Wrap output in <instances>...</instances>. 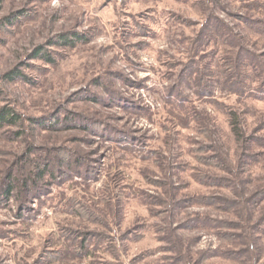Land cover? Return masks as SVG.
Returning <instances> with one entry per match:
<instances>
[{"label": "rangeland", "instance_id": "374dc122", "mask_svg": "<svg viewBox=\"0 0 264 264\" xmlns=\"http://www.w3.org/2000/svg\"><path fill=\"white\" fill-rule=\"evenodd\" d=\"M263 26L264 0H0V264H264V196L222 204L264 187Z\"/></svg>", "mask_w": 264, "mask_h": 264}, {"label": "trees", "instance_id": "16d2710c", "mask_svg": "<svg viewBox=\"0 0 264 264\" xmlns=\"http://www.w3.org/2000/svg\"><path fill=\"white\" fill-rule=\"evenodd\" d=\"M214 31H216V30H214ZM219 32L220 33L222 32V27L219 30ZM226 35L227 36H225V35L224 36L228 37L230 39V41H229V39H226L225 43L228 44V46L229 45L231 46L233 44V42H234V38H233V36H231L229 34H226ZM74 37L76 39V38H79L80 36L77 34ZM61 39L64 41L65 45H70L71 42L66 36H62ZM239 49L242 50V49H245V48L241 47ZM43 53L44 52H41V50L38 49V53L36 54V57H42L41 55ZM242 53L245 54L246 51L241 52V55H239L238 58H232L233 56L228 58V61L226 62L228 64V69H226V71L228 73L227 76L235 75L237 77V75L240 72V68L244 67L245 63H247V62H250L251 64L255 63V62L252 61L253 55L251 53H248L247 58H245V56ZM44 56H45V54H43V59L44 58L48 59L47 57H44ZM258 66H259L257 68L258 69V74H260L262 76L261 81H264V66H263V64L261 62H258ZM3 79L6 80V81L13 82V81H15L17 79L22 80V79H25V78L19 72L12 71V72H9V73L5 74L3 76ZM235 83L236 82H234V84ZM12 113L13 112H11L10 110H7L6 108H2L0 110V126H2L5 123H8V124H14L15 123V118H14V115ZM230 123H231L230 125H231V129H232L233 134L238 137V133H239L238 131H240V126H239L240 125V120L235 114H231ZM10 179H11V176L8 177L6 179V181L7 180L9 181ZM225 180L229 181L228 183H231V181H232V180H227V179H225ZM11 189L12 188H11V185L9 183V185H7L5 187L4 195H8V193H10ZM262 196H264V187L260 191H255V193L252 194V196H250L251 198L249 197V198L244 199V195L240 194V199L239 200H237V199L236 200H232V201L224 200L222 202V204L227 205V203H231V205L234 206V208H232L231 212L234 213V212L238 211L237 209H239V211H241V212L238 214L239 216H237V217H243V219L245 220L246 216L244 215V209H246L245 205L247 203V200L249 199V203H250L254 199L259 200L260 197H262ZM256 201L252 204V209L255 208L258 205ZM245 214H246V212H245ZM220 223L222 224L221 229H225V232L220 233L223 243L226 241V242H230L231 245H233V244L236 245V247L240 246V245H241V247L244 246V248H242V250L239 251V254H237V257H238L237 259H239L240 262L241 261H248L249 258H247V257L243 258V257H245L244 254H248V252L252 253L251 252V243L249 245V242L247 241V237H246L247 227L246 226L242 227V229L238 233L237 232L232 233V232H229L226 229H228L229 227L230 228L233 227V222H231L229 220H222V221H220ZM259 225H260L259 222L253 223L252 227H251V230L253 231L254 227H255V230H256L259 227ZM249 240H250V242H252L251 238ZM227 249H229V248H227ZM231 251L233 252V254L234 253L236 254L235 250H231Z\"/></svg>", "mask_w": 264, "mask_h": 264}]
</instances>
